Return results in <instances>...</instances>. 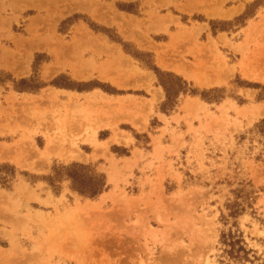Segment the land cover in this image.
Instances as JSON below:
<instances>
[{
	"label": "rangeland",
	"instance_id": "1",
	"mask_svg": "<svg viewBox=\"0 0 264 264\" xmlns=\"http://www.w3.org/2000/svg\"><path fill=\"white\" fill-rule=\"evenodd\" d=\"M262 119L264 0H0V264H264Z\"/></svg>",
	"mask_w": 264,
	"mask_h": 264
},
{
	"label": "trees",
	"instance_id": "2",
	"mask_svg": "<svg viewBox=\"0 0 264 264\" xmlns=\"http://www.w3.org/2000/svg\"><path fill=\"white\" fill-rule=\"evenodd\" d=\"M256 126H264V119L260 120ZM3 167L4 166H0V168ZM1 176L0 181L5 179V177ZM54 178L68 179L73 190L88 198H95L105 188V178L103 174L96 172L88 166L77 163H71L67 166H59L57 168L54 167L53 175L48 177L47 180L51 183ZM231 207L233 208L234 206L232 205ZM235 210H237L236 207ZM240 238V234H232L230 231L222 233L220 235V244L224 248L223 253L230 258H240V253H245L244 247L239 244L243 242Z\"/></svg>",
	"mask_w": 264,
	"mask_h": 264
},
{
	"label": "bare ground",
	"instance_id": "3",
	"mask_svg": "<svg viewBox=\"0 0 264 264\" xmlns=\"http://www.w3.org/2000/svg\"><path fill=\"white\" fill-rule=\"evenodd\" d=\"M81 36H82V35H81ZM83 36H84V33H83ZM83 36H82V37H83ZM80 38H81V37H80ZM76 39H77V38H76ZM77 40H78V39H77ZM81 40H82V38H81ZM81 40H80V41H81ZM19 41H20V40H19ZM93 41H94V40H93ZM17 42H18V41H17ZM18 43H19V42H18ZM77 43H78V42H77ZM81 43L83 44V42H81ZM87 43H88V42H87ZM92 43H93V42H92ZM60 44H61V43H60ZM85 44H86V41H85ZM61 45H62V44H61ZM83 45H84V44H83ZM86 45H87V44H86ZM16 46H17V45H16ZM59 46H60V45H59ZM69 46H70V45H69ZM69 46H68V47H69ZM71 46H73V45L71 44ZM75 46H76V45H75ZM99 46H100V44H99ZM99 46H98V47H99ZM92 47H95V46H92ZM103 48H104L105 50H106V49H109V47L106 46V45H103ZM60 49H61V47H60ZM82 49H83V48H82ZM62 50H63V49H61V51H62ZM68 50H69V49H68ZM68 50H67V51H68ZM89 50H90V49H89ZM93 50H94V49H93ZM97 50H98V49H97ZM77 51H79V49H78ZM87 51H88V50H87ZM101 51H102V50H101ZM106 51H107V50H106ZM113 51H114V50H113ZM68 52H70V54H74V53H71L72 51H68ZM74 52H75V50H74ZM96 52H97V51H96ZM110 53H111V51H110ZM216 53H217V52H216ZM114 54H115V53H114ZM102 55H103V54H102ZM105 55H106V53H105ZM116 55H117V54H116ZM99 56H100V55H99ZM107 56H108V55H107ZM204 56H205V55H204ZM117 57H118V56H117ZM202 57H203V56H202ZM113 58H114V57H113ZM195 58H196V61H197L199 64H201L203 58L201 59L200 55H198V56L195 55ZM107 59H109V58H107ZM110 59H112V58H110ZM117 60H119V59L117 58ZM117 60L115 61V62H116V65H117ZM206 60L209 61V59H206ZM129 61H130V60H129ZM111 62H112V61H111ZM111 62H110V63H111ZM85 63H86V62H85ZM112 63H113V62H112ZM121 63H122V62H121ZM202 63H203V62H202ZM204 63H205V62H204ZM118 64H119V62H118ZM124 64H125V63H124ZM108 65H109V64H108ZM113 65H114V64H113ZM119 65H120V64H119ZM202 65H203V64H202ZM121 66H122V64H121L119 67L122 68ZM204 67L208 68V66H206V65H204ZM116 68H117V67H116ZM179 68H180V67H179ZM182 68H183V67H182ZM182 70H183V69H182ZM104 72H105V71H104ZM217 73H218V72H217ZM82 74H83V73H82ZM107 74H109V73H107ZM218 74H219V73H218ZM218 74H217V76H219ZM230 74H231V73H230ZM185 75H188V76H189L188 72H186ZM80 76H81V74H80ZM106 77H107V76H106ZM258 78H259V77H258ZM215 80H216V79H215ZM204 82H205V81H204ZM210 82H211V81H210ZM118 83L120 84L121 82L118 81ZM120 87H121V86H120Z\"/></svg>",
	"mask_w": 264,
	"mask_h": 264
}]
</instances>
